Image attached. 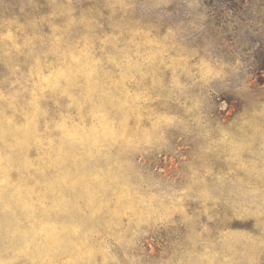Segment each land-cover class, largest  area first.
Here are the masks:
<instances>
[{"label":"rangeland","instance_id":"rangeland-1","mask_svg":"<svg viewBox=\"0 0 264 264\" xmlns=\"http://www.w3.org/2000/svg\"><path fill=\"white\" fill-rule=\"evenodd\" d=\"M0 264H264V0H0Z\"/></svg>","mask_w":264,"mask_h":264}]
</instances>
